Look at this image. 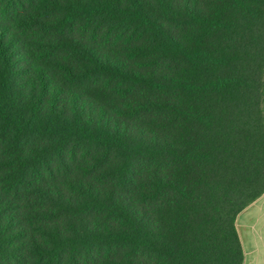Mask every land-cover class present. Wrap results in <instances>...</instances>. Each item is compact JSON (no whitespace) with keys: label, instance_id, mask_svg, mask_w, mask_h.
Listing matches in <instances>:
<instances>
[{"label":"trees","instance_id":"1","mask_svg":"<svg viewBox=\"0 0 264 264\" xmlns=\"http://www.w3.org/2000/svg\"><path fill=\"white\" fill-rule=\"evenodd\" d=\"M264 195V0H0V264H244Z\"/></svg>","mask_w":264,"mask_h":264},{"label":"crops","instance_id":"2","mask_svg":"<svg viewBox=\"0 0 264 264\" xmlns=\"http://www.w3.org/2000/svg\"><path fill=\"white\" fill-rule=\"evenodd\" d=\"M237 227L244 264H264V195L240 214Z\"/></svg>","mask_w":264,"mask_h":264}]
</instances>
